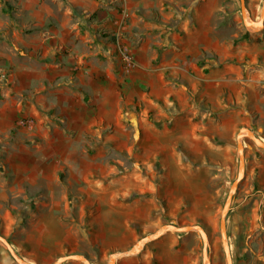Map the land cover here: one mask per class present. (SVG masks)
Returning <instances> with one entry per match:
<instances>
[{
    "label": "rangeland",
    "instance_id": "obj_1",
    "mask_svg": "<svg viewBox=\"0 0 264 264\" xmlns=\"http://www.w3.org/2000/svg\"><path fill=\"white\" fill-rule=\"evenodd\" d=\"M243 127L264 141V22L239 0H0V235L26 262L202 264L194 230L125 254L197 224L226 264ZM242 143L229 250L264 264V149Z\"/></svg>",
    "mask_w": 264,
    "mask_h": 264
},
{
    "label": "water",
    "instance_id": "obj_2",
    "mask_svg": "<svg viewBox=\"0 0 264 264\" xmlns=\"http://www.w3.org/2000/svg\"><path fill=\"white\" fill-rule=\"evenodd\" d=\"M239 2H240L241 18H242L244 25L248 28L250 27L251 28H261L264 22V0L262 1L261 12L257 19L252 18V16L250 15L248 11V8L246 7L244 0H239ZM243 138H250L255 143V145L264 149V141H262L259 137H257L250 129L243 127L236 133V150L238 154V167H237L236 176L228 189L226 198L221 208L220 222H219L220 239H221V244H222V249L224 252L226 264H232V257L230 255L228 237H227V232H226V218H227V214L229 211V206L232 200V196L237 189L238 183L240 182V180L242 179L244 175V154H243V143H242ZM191 230L196 231L200 235V238L202 241V264H210L209 259H208V238H207V235L204 229L200 225H197V224H184V225L164 224L160 227V229L155 231L153 234L145 236L142 239H140L134 245V247L131 250L127 251L125 254H133L137 252L143 246L145 242L158 237L160 234H162L165 231L187 232ZM0 242L7 248L9 254L11 255V257L16 263L28 264L22 259L21 256H19L11 248L8 241L1 235H0ZM135 247H138V248L133 250ZM69 259H79L89 264L88 260L83 255H80V254L62 255L56 259L54 264H61L63 262L68 261ZM113 261H114V258L112 256L110 259V262L113 263Z\"/></svg>",
    "mask_w": 264,
    "mask_h": 264
},
{
    "label": "built area",
    "instance_id": "obj_3",
    "mask_svg": "<svg viewBox=\"0 0 264 264\" xmlns=\"http://www.w3.org/2000/svg\"><path fill=\"white\" fill-rule=\"evenodd\" d=\"M122 55H123V58L125 59V61H126L127 63H129V62H130V57H129V55H127V53H126L125 51H122Z\"/></svg>",
    "mask_w": 264,
    "mask_h": 264
},
{
    "label": "bare ground",
    "instance_id": "obj_4",
    "mask_svg": "<svg viewBox=\"0 0 264 264\" xmlns=\"http://www.w3.org/2000/svg\"><path fill=\"white\" fill-rule=\"evenodd\" d=\"M138 247H135V249H137ZM23 259V258H22ZM24 260V259H23ZM25 261V260H24ZM26 262V261H25ZM28 263V262H27ZM28 264H30V263H28Z\"/></svg>",
    "mask_w": 264,
    "mask_h": 264
},
{
    "label": "crops",
    "instance_id": "obj_5",
    "mask_svg": "<svg viewBox=\"0 0 264 264\" xmlns=\"http://www.w3.org/2000/svg\"><path fill=\"white\" fill-rule=\"evenodd\" d=\"M160 257H161V256H160ZM160 257H159V258H160ZM158 264H164V263H161V262L159 263V262H158Z\"/></svg>",
    "mask_w": 264,
    "mask_h": 264
},
{
    "label": "trees",
    "instance_id": "obj_6",
    "mask_svg": "<svg viewBox=\"0 0 264 264\" xmlns=\"http://www.w3.org/2000/svg\"><path fill=\"white\" fill-rule=\"evenodd\" d=\"M247 38V37H246ZM245 39V38H244ZM239 39H236L235 41H238Z\"/></svg>",
    "mask_w": 264,
    "mask_h": 264
}]
</instances>
